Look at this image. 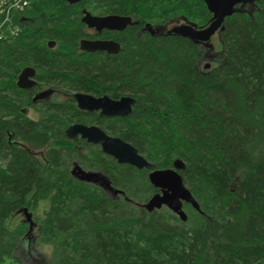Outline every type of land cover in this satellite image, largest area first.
I'll list each match as a JSON object with an SVG mask.
<instances>
[{"label": "trees", "instance_id": "16d2710c", "mask_svg": "<svg viewBox=\"0 0 264 264\" xmlns=\"http://www.w3.org/2000/svg\"><path fill=\"white\" fill-rule=\"evenodd\" d=\"M259 5L226 18L204 70L196 69L204 51L188 39L135 35L144 24L183 19L206 26L202 0H31L14 15L16 34L0 38V264H264V0ZM80 9L137 23L123 33L119 56L104 63L79 50ZM25 68L36 72L34 89L17 87ZM40 87L54 95L33 103ZM77 92L130 97L132 112L81 111ZM73 124L120 138L156 169L181 160L196 202L183 204L186 222L152 208L160 191L148 171L68 139ZM74 163L122 194L78 181ZM24 208H43V216L30 227L17 218ZM30 243L47 250L45 263L33 251L22 255Z\"/></svg>", "mask_w": 264, "mask_h": 264}, {"label": "water", "instance_id": "95a60500", "mask_svg": "<svg viewBox=\"0 0 264 264\" xmlns=\"http://www.w3.org/2000/svg\"><path fill=\"white\" fill-rule=\"evenodd\" d=\"M69 4H76L80 0H66ZM194 1V0H191ZM211 14V18L206 26H197L196 24L183 19L179 25L167 31V35H175L184 39H188L195 45H203L204 48H211L210 43L212 37L220 35L224 31V23L226 18L231 17L234 13L239 12L235 9L237 4L249 3L255 5L259 0H202ZM82 24L90 29L101 31L103 29L122 31L127 26L134 25L129 17H96L92 16L86 10H83ZM158 33V31H156ZM50 48L54 43L48 44ZM79 50L85 53H95L105 51L108 54H117L118 45L112 42L88 41L80 40ZM209 65L206 64V68ZM34 69L25 68L19 74L17 79V87L19 89H31L36 83L33 81ZM51 90L42 91L34 99L33 102L41 99L49 98ZM72 98L81 111L97 112L101 117H127L132 112L134 100L130 97H121L118 100L109 98L108 96L94 97L85 93H74ZM65 136L74 140L80 138L86 143L99 146L101 152L113 158L119 165H129L137 170L148 171L149 184L160 191L153 197L151 205L153 209L159 210L162 207L167 208L175 214L182 222H186L187 215L183 211V204L195 206V200L190 191L184 186L180 171L185 168L184 163L176 159L169 169L159 170L155 165L149 163L137 150L130 144L120 138L108 136L103 130L97 126H85L82 124L70 125L65 130ZM71 175L78 181L101 187L104 190L122 194L111 187V183L107 177L98 172L83 170L78 164L74 163ZM26 218V222L32 226V216L26 208L22 211Z\"/></svg>", "mask_w": 264, "mask_h": 264}, {"label": "flooded vegetation", "instance_id": "af4514ba", "mask_svg": "<svg viewBox=\"0 0 264 264\" xmlns=\"http://www.w3.org/2000/svg\"><path fill=\"white\" fill-rule=\"evenodd\" d=\"M261 0H259L258 2L255 3V5H251L249 3H245V4H237L235 5V9L239 10V12L237 13H234V14H239V13H245L247 15L250 16L251 13H253L254 11H258L259 10V3H260ZM69 4V3H68ZM78 4V3H76ZM76 4H71V5H76ZM83 10H86V9H80V14H81V17H80V20L82 19L83 17ZM87 11V10H86ZM89 12L92 16H96V17H108V16H117V17H123V16H120V15H116V14H102L101 16L100 15H97V14H94V13H91L90 11H87ZM74 14V12L72 13ZM132 20V19H131ZM132 22H134L132 20ZM181 22L183 21H175V22H172V23H162V24H144L142 27H139L136 31H135V35L137 38H141V39H145L147 36L148 37H154L155 34H156V31H158V33H162V34H165L168 30H170L171 28L179 25ZM82 23V22H81ZM135 24L134 25H137L136 22H134ZM134 25H131V26H127L124 30L122 31H118V30H109V29H103L101 31H97L96 29H90L88 27H86V25L83 24V28H84V32H85V35H86V38H83L85 40H88V41H103V42H112L114 43L115 45H118L119 47V51L117 54H108L107 52L105 51H102V52H95V53H88V54H98L99 57L104 61V63L107 62V57L110 58V57H115V56H119L123 50V44H122V41H123V33H125L129 28H132ZM219 39V35L215 34L210 43L216 38ZM48 44V42H47ZM55 44V43H54ZM212 45V44H211ZM55 46V45H54ZM201 50L204 51V54H203V57L200 59V61L198 62V64L196 65V69L197 70H204L206 69L205 68V61L209 60L210 61V66L213 65L215 59H216V52L213 54V47L211 48H204L203 45L199 44L197 45ZM208 50V51H207ZM82 52V51H81ZM22 72V71H21ZM18 79V78H17ZM33 81L36 83L31 89H34L38 86V83H37V80H36V72L34 71V76H33ZM24 90V89H23ZM27 90H30V89H27ZM46 90H51V88H48V87H40V89L32 96V102H33V99L39 94L41 93L42 91H46ZM74 94V93H73ZM54 94L51 93L50 97L53 96ZM48 98L46 99H41V100H37L33 103H40V102H43L45 100H47ZM97 113V112H96ZM99 114V113H98Z\"/></svg>", "mask_w": 264, "mask_h": 264}, {"label": "built area", "instance_id": "2783aa9c", "mask_svg": "<svg viewBox=\"0 0 264 264\" xmlns=\"http://www.w3.org/2000/svg\"><path fill=\"white\" fill-rule=\"evenodd\" d=\"M31 0H0V38L4 32H8L9 36L16 34L17 29L12 27L14 15L21 13L29 5Z\"/></svg>", "mask_w": 264, "mask_h": 264}, {"label": "rangeland", "instance_id": "374dc122", "mask_svg": "<svg viewBox=\"0 0 264 264\" xmlns=\"http://www.w3.org/2000/svg\"><path fill=\"white\" fill-rule=\"evenodd\" d=\"M194 24H196V25L199 27V25H198L197 23H194ZM211 44H212L213 51H214L213 54H214L216 51H218V49L220 50V43H219V39L217 38V36H216V38L211 42ZM207 51H208V50H207ZM205 63L208 64V65L210 66V61H209V60L205 61ZM30 115H31L33 118L35 117V116L32 115V113H30ZM183 211L186 213V211H185L184 209H183ZM30 214H31V216H32V222H33V224L35 225V221H34V219H35V218H41V217L43 216V208H40L38 211H35V212H30ZM17 218H18V221H25V220H26V218H25V216L23 215V213H19V216H17ZM31 227H32V226H31ZM30 232H31V235H29V238H28L29 240H30L31 238H34V237L36 236V233H37V228H36V226H35L34 228H32V230H31ZM30 251H33L34 254H35L37 257H39V259H40L43 263H45L46 260H48L49 253L47 252V250H46L45 248H41V247H39V246H36V245H33V244L30 243V246H29L28 248L22 249L21 253H22V255H24V256L30 257V256H32L31 253L29 254Z\"/></svg>", "mask_w": 264, "mask_h": 264}]
</instances>
